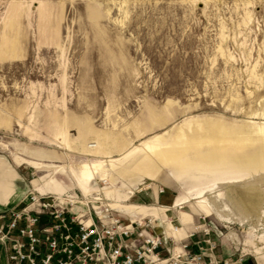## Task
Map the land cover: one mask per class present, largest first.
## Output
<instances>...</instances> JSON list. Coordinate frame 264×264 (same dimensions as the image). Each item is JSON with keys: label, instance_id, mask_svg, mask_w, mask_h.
Wrapping results in <instances>:
<instances>
[{"label": "rangeland", "instance_id": "rangeland-1", "mask_svg": "<svg viewBox=\"0 0 264 264\" xmlns=\"http://www.w3.org/2000/svg\"><path fill=\"white\" fill-rule=\"evenodd\" d=\"M263 127L264 0H0V168L17 171L24 199L36 178L56 191L51 177L57 191L86 192L108 178L112 203L187 198L170 208L184 230L206 216L221 251L264 264V158L254 171L189 165L200 154H259ZM157 150L188 171L171 172ZM148 154L162 167L156 178L120 174ZM82 165L94 172L85 186L74 176Z\"/></svg>", "mask_w": 264, "mask_h": 264}, {"label": "built area", "instance_id": "built-area-1", "mask_svg": "<svg viewBox=\"0 0 264 264\" xmlns=\"http://www.w3.org/2000/svg\"><path fill=\"white\" fill-rule=\"evenodd\" d=\"M112 201L99 191H31L23 208L0 214L9 264H255L244 249L222 252L206 216L182 236L178 217H134Z\"/></svg>", "mask_w": 264, "mask_h": 264}, {"label": "crops", "instance_id": "crops-1", "mask_svg": "<svg viewBox=\"0 0 264 264\" xmlns=\"http://www.w3.org/2000/svg\"><path fill=\"white\" fill-rule=\"evenodd\" d=\"M96 146L97 145L94 144L93 147H96ZM146 156L147 157L144 160H142V162L133 163L131 171H127V170L121 169L119 171L120 174L122 176H124L126 179L130 180V181H133V182L139 181L142 184L146 183V181L150 180L151 178H156V176L161 171L162 167L159 165V163L156 160H154L152 158V156H150L149 154L146 155ZM10 165L14 169V166L12 164H10ZM20 165L21 164L18 161H16V166H20ZM113 166H114V164H113ZM14 171L16 172V177H11L9 175L7 176L5 174L6 172L3 169L0 168V177L2 178L3 184H4L3 189L0 191V214L3 211H9L11 209H16V208L17 209H21V208H23L25 206L26 201H27V198L24 199V197L20 196V194H18V192H16V188H15V185L13 183V180L15 178H17L18 175H17V171L15 169H14ZM129 173H131V174H129ZM125 174H128V175H125ZM79 182H81V181H79ZM31 183L33 184V181H31ZM49 183H51V187L52 188L56 189V191H49V192L55 193V194L66 192V191H57V190H59L62 187V184L55 177H51L50 180H49ZM34 184L35 185H39L40 184V180L36 178L34 180ZM34 184H33L34 190H38L41 193H44V192L48 191V190H45L46 187H45V189H44V187L43 188H37V186H35ZM15 193H16V196H15ZM153 195H154L156 200L157 199L159 200V195L160 194H157V193L153 192ZM187 202H188L187 198H180V199L179 198H175L171 202V203L175 204L172 207L163 206V205L149 207L147 205L136 204V203L124 204L123 202L121 203V201L120 202H116L114 204H115L116 207L120 208L122 210V212H124L125 214H128L130 216L136 217L138 215H150V214H153V215L158 216L159 218H162L163 220H167L168 218H170V208H173V207H176V206H181L182 207V205L187 203ZM141 208H143V209H141ZM154 208H156V209L159 208L160 210H164V212H160L159 210H151V209H154ZM135 209H137L138 211L135 210ZM167 228L169 230L170 226L168 225ZM180 233H181V235H183L184 231L180 230ZM222 252L228 253V252H225V251H222ZM0 264H9L8 251L6 250V248L4 247V245L1 242H0Z\"/></svg>", "mask_w": 264, "mask_h": 264}, {"label": "bare ground", "instance_id": "bare-ground-1", "mask_svg": "<svg viewBox=\"0 0 264 264\" xmlns=\"http://www.w3.org/2000/svg\"><path fill=\"white\" fill-rule=\"evenodd\" d=\"M207 121H208V119H207ZM200 122H202V121H200ZM203 123V122H202ZM185 124V123H184ZM187 124V123H186ZM189 124V123H188ZM193 124V123H192ZM218 124H220V123H218ZM227 124V123H226ZM196 125V124H195ZM248 125H250V124H248ZM253 125V124H252ZM190 126V125H189ZM197 126V125H196ZM195 126V127H196ZM200 126V125H199ZM198 126V127H199ZM219 126V125H218ZM245 126V125H244ZM182 127V126H181ZM192 127V126H191ZM230 127V126H229ZM246 127V126H245ZM253 127V126H252ZM223 128V127H222ZM222 128H220V129H222ZM247 128V127H246ZM254 128V131H255V127H253ZM252 128V129H253ZM264 128V127H263ZM182 129V128H181ZM192 129V128H191ZM193 129H194V131H196L195 130V128L193 127ZM193 129H192V131H193ZM219 129V128H218ZM225 129V128H224ZM234 129V128H233ZM244 129V128H243ZM262 129V128H261ZM208 131H211V130H213V129H211V127H209L208 129H207ZM241 130H242V128H241ZM257 130H258V128H257ZM188 131V130H187ZM215 131V130H214ZM218 131V130H217ZM184 132H186V131H184ZM191 132V131H190ZM199 132H201V131H199ZM263 132H264V130H263ZM262 132V133H263ZM205 133H206V131H205ZM215 133H217L216 131H215ZM241 133H242V131H241ZM251 133V132H250ZM253 133V132H252ZM184 134V133H183ZM186 134V133H185ZM181 135V134H180ZM180 135H179V137H180ZM201 135H202V132H201ZM204 135V134H203ZM232 135V134H231ZM244 135V134H243ZM163 136V135H162ZM208 136V135H207ZM210 136V138H212V139H214V138H216L215 136H214V134H210L209 135ZM208 136V137H209ZM261 136H262V134H261ZM183 137V136H182ZM186 137H187V135H186ZM202 137V136H201ZM206 137V136H205ZM208 137H207V139H208ZM221 137V136H220ZM222 137H223V135H222ZM244 137V136H243ZM247 137V136H246ZM252 137H253V135H252ZM156 138V137H155ZM177 138V137H176ZM226 138V137H225ZM255 138V137H254ZM199 139H200V137H199ZM223 139V138H222ZM175 140V139H174ZM193 140H195V139H193ZM205 140H206V138H205ZM247 140H249V139H247ZM217 141V140H216ZM241 142H243V140L241 141ZM246 142V141H245ZM253 142H255V141H253ZM173 143V142H172ZM180 143V142H179ZM239 143V142H238ZM147 144H149V143H147ZM174 144V143H173ZM202 144V143H201ZM248 144V143H247ZM250 144V143H249ZM256 144V143H255ZM88 145V147L89 148H92L93 146H94V144H87ZM96 145V144H95ZM176 145V144H175ZM214 145V148H215V150H216V147H217V145H218V143H217V145L216 144H213ZM259 145V144H258ZM262 145H264V144H262ZM149 146V145H148ZM159 146V145H158ZM161 146V145H160ZM177 146V145H176ZM176 146H174V147H176ZM179 146V145H178ZM184 146V145H183ZM189 146V145H188ZM188 146H186V147H188ZM219 146H221L220 144H219ZM226 146H227V144H226ZM244 146V145H243ZM167 147V146H166ZM182 147V146H181ZM190 147H191V145H190ZM224 147V146H223ZM254 147V146H253ZM233 148V147H232ZM242 148V147H241ZM262 148V147H261ZM157 149V148H156ZM165 149V148H164ZM179 149V148H178ZM182 149V148H181ZM180 149V150H181ZM200 149H201V145H200ZM254 149V148H253ZM258 149V148H257ZM159 150V149H158ZM156 151L157 152V156H156V158L158 157V159L159 158H163V160H161V161H163V162H165L166 164H170V170H171V172H173L174 174L175 173H181L180 171H188V169H189V167H185L186 165H184V166H180V165H176V166H174L173 165V163L171 162L172 160H173V158H172V160H171V158H170V156H165V157H163L162 156V154H161V152H160V154L158 153L159 151ZM161 150H162V148H161ZM199 150V149H198ZM203 150V149H202ZM228 150V149H227ZM152 151V150H151ZM186 151V150H185ZM188 151V150H187ZM200 151V150H199ZM221 151V150H220ZM237 151V150H236ZM211 152V151H210ZM217 152V151H216ZM228 152V151H227ZM230 152V151H229ZM152 153V152H151ZM154 153H155V151H154ZM154 153H153V155H154ZM171 153V152H170ZM174 153H176V152H174ZM202 153V152H201ZM250 153H252V152H250ZM165 154H166V151H165ZM173 154V153H172ZM155 155H156V153H155ZM171 155V154H170ZM176 155V154H175ZM174 156V155H173ZM178 156V155H177ZM180 156H182V155H180ZM194 156V155H193ZM182 157H184V156H182ZM181 157V158H182ZM260 157H263L264 158V147L261 149V151L259 152V154H237V153H214V154H211V155H204V154H200L196 159H192L191 158V161H190V163H189V165H191L192 167H194V168H196L197 166H209V167H226L227 165H233V163H238V165H240V164H244V163H252V165L250 166V167H252V171H254L255 169L256 170H258V169H260L261 168V159H260ZM177 158V157H176ZM181 158H180V160H181ZM262 158V159H263ZM178 159V158H177ZM264 160V159H263ZM172 164H171V163ZM183 162V161H182ZM180 163V162H179ZM178 163V164H179ZM164 165V164H163ZM95 166V165H94ZM166 166V165H165ZM173 166V167H172ZM188 166V165H187ZM245 166H248V165H245ZM208 167V168H209ZM207 168V169H208ZM92 168L91 167H89L88 165H82V170H81V172L79 173V175L77 174L76 175V173H74V176L75 177H77V179L79 180V181H81V183L83 184V185H87L88 183H89V179H91L92 178V176H93V174H94V172H93V170H91ZM95 169H96V167H95ZM193 169V168H192ZM202 169V168H201ZM204 170V169H203ZM211 170H213V169H211ZM210 170V171H211ZM195 171V170H194ZM200 172V171H199ZM129 174H131V173H129ZM125 175H128V174H125ZM140 179V178H139ZM35 180V179H34ZM34 180H33V184H34ZM102 182H103V184H102V186L100 185V186H98L97 188H95L93 191H99V192H104L105 193V195L107 196V197H109L108 196V194H107V191H106V189H105V187H107V186H109L110 185V180L108 179V178H104V179H102L101 180ZM35 185V184H34ZM35 186H40V185H35ZM147 188H153V185L152 184H149L148 186H147ZM161 189H163V188H159V192H160V190ZM93 191H91V192H86V190L85 191H83L84 192V194L87 196V195H89L90 193H92ZM59 194H61V193H59ZM218 197H219V195H217ZM201 202H203L204 204H206L207 206H209L210 204H214L217 208H219L220 207V201H213V202H204V201H201ZM137 204V203H136ZM112 205L114 206V207H116L115 206V204L114 203H112ZM134 207V206H133ZM141 209H143V208H141ZM135 210H137V209H135ZM140 210V209H139ZM151 210H159L160 212H164V210H160L159 208L158 209H156V208H154V209H151ZM138 211V210H137ZM141 211V210H140ZM146 216H148V215H138V216H136V217H146ZM149 216H153V217H158V216H156V215H153V214H150ZM159 218V217H158ZM172 217H170V218H168V222H169V220L171 219ZM169 226H170V228H172L173 226H175L174 224L173 225H170L169 224ZM199 226V223L198 224H196L195 226H194V228L193 229H195L196 227H198ZM168 230V229H167ZM181 231H184V234L182 235V236H184L186 233H187V231L186 230H184V228L182 227V230ZM180 235H181V233H180Z\"/></svg>", "mask_w": 264, "mask_h": 264}]
</instances>
